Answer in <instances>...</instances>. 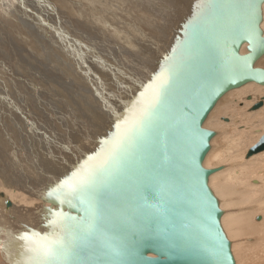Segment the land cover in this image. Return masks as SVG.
I'll return each instance as SVG.
<instances>
[{"label":"water","instance_id":"water-1","mask_svg":"<svg viewBox=\"0 0 264 264\" xmlns=\"http://www.w3.org/2000/svg\"><path fill=\"white\" fill-rule=\"evenodd\" d=\"M263 2L193 4L157 82L106 118L96 157L58 184L36 185L53 208L1 244L7 264H235L208 184L215 169L203 166L214 131L202 124L227 91L264 85L254 65L264 54ZM263 148L264 136L252 151Z\"/></svg>","mask_w":264,"mask_h":264},{"label":"bare ground","instance_id":"bare-ground-1","mask_svg":"<svg viewBox=\"0 0 264 264\" xmlns=\"http://www.w3.org/2000/svg\"><path fill=\"white\" fill-rule=\"evenodd\" d=\"M43 1H48L49 3L53 2V0H0V37L2 38L1 40L6 38L5 45H7L9 47V50L12 52L15 51L14 50L15 48L19 47V44L28 43L29 48L25 50L20 49L21 52L23 53L24 61L22 62L20 60L18 62L19 68L23 69L24 73H27L31 77L33 76L32 78L34 80L36 79L38 81V79L35 77L36 74H32L36 72L38 74L39 73L41 74L42 76V78L40 76L41 79L46 80L45 84H47V82H50L53 85L56 83L57 87L61 88L62 91H66V93L62 92L59 94H61L62 96L66 94L64 99L66 100V102L72 104L74 103L73 97H75L73 93H75L76 91L72 93V90L70 91L68 89L69 87L64 85L66 84V82L68 83L67 85H69V82L79 80L82 83L84 82L85 85L86 83H90L93 86V83L90 81L91 76L88 74V70L91 69L92 66L90 68H85L83 64L84 62L83 63L77 62L76 58L73 57L72 52H77V49L75 47L80 46L85 51L83 52V54L85 55L89 54L90 59H92L91 62L95 64L94 67L97 66L95 69L96 70L95 73L96 76L98 77L97 79H99L98 83L100 82L101 84L100 90L102 94L104 93V96H102L98 92L99 94L98 101L101 103L103 110L101 114L102 121L100 120L101 124L98 127L94 126L92 128L82 127L83 126L82 125L78 129H75L72 125H70V127L66 125L65 136L67 134L69 136L68 139H66L65 136L64 138L65 141L69 140V142L72 141L71 138H74L75 141L72 142H76L77 144L80 145L84 144L86 148L88 147V152L83 153L85 158L88 159L94 158L96 157L95 155L102 149L104 140H103V135L98 134L94 136L91 133L90 129L101 130L102 126L105 124L104 118H107L110 115H117L119 113H122L123 111H126L127 108L130 107L129 105L135 100L134 96H136L139 93V88L141 84L143 87L148 86L149 89V86L157 82L159 75L162 74L164 69L168 66L169 63L168 59L171 56V54L164 55V51H166V49H169L173 45H175L173 47L175 49V47L178 46L177 43L178 40L180 43L182 39L179 38L182 37L180 33L184 31V26H185L184 24L186 23V20H189L191 18L190 10L194 8L193 4L196 3L197 0H181L184 2V4H186V6L183 3L177 4L176 0L170 2H168L167 0H159L156 2L154 1V3H149V5H146L147 8H145V5L143 7L140 5H133L131 6L129 15L123 14L122 12L123 10H121L123 6L119 0H111L112 2H110L109 0H91V2L89 1L90 3L87 8L88 11L83 10V6L81 4L74 3L72 2V0H69L68 4L69 5L74 4L75 6V10L72 8L75 11V13L77 12L82 13L81 17L87 22H90V26L88 24L84 26V23L82 25L73 21L71 22L72 27L70 28L72 34L66 33L67 35L59 32L58 29H51L52 28L51 24L45 22L47 17L43 14L42 8L44 7L42 8L39 7V4ZM94 3H95V7H93ZM135 3L137 4V0ZM138 3H140V1ZM123 4L126 3L123 2ZM198 4L199 3H196L195 5ZM40 6L42 5L40 4ZM175 8H177L178 13H176L177 15L175 16L176 19L173 18L171 20V18L169 17L168 13L165 12V10L169 13H173L175 11L173 9ZM261 8H262L263 19L260 24V27L264 33V2ZM136 9L139 10L141 9V10L138 13ZM106 14L109 15L107 16ZM131 18L132 20H130ZM144 23L146 24V26L148 24L147 30L146 27L144 26ZM170 24L172 25V30H171L172 40L167 41L166 37L170 32H167L165 30V26ZM94 25L101 28V30L99 31L98 27L95 28ZM46 26H48V29ZM149 29L152 30V32H154L155 29H159L158 36L163 37L162 38L163 40H161L160 42L153 40L151 37L153 35H151ZM145 30L147 31V33L145 32ZM66 38L69 39L68 42L65 41ZM17 40H19L18 46H17ZM58 42L62 44L67 50H61L59 56L49 55L44 51V56L50 58V60L45 59L46 57L44 58L47 61L46 63L48 64L46 68H43L44 73L49 75L47 76L39 72L37 70L38 68H36V66L37 67H40V65L43 66L42 61H40V64H36L37 59L35 58L39 54L38 47H42V51H43L48 44L55 47L58 46L57 45ZM110 42H111L112 51L108 52L107 45ZM243 46H245L246 49V44H243L242 47ZM242 47L240 51L241 53H244L245 51H242ZM54 50L56 51V49ZM151 50H154V53H152ZM26 55H28V57H26ZM263 55H261L256 60L254 64L255 66H257L256 65L257 61L261 59ZM63 56H66L67 59H70L69 56H71V58L74 59V61L73 60L67 61V64L70 65L69 70L68 68L66 69L61 67L62 65L58 66L53 63V62L57 63L59 58H62ZM97 59L100 60V63H96ZM34 60H36L35 63ZM88 62L89 61H87V63ZM64 63L66 64V62ZM54 69H56L58 72H55ZM62 72L65 73L70 72V75H66L68 76V78L66 82H63V84L60 83L61 81L60 82L54 81L55 79L54 75L58 73L63 75ZM125 73H127L128 78H130V80L129 79L125 80L124 78V76L126 75ZM106 77L109 78L108 80H110V82L105 81L103 79ZM13 79L14 82L15 81L17 83L20 82V80L18 81V79L17 80L15 78ZM105 82L107 83V86ZM47 85L49 87L54 88L53 85L52 86L49 84ZM110 85L113 89L111 88L109 89ZM22 92L24 93L26 92V90H23ZM52 92L47 91L48 94L54 96V93ZM226 93L227 95H225ZM226 93L223 94L225 95L224 97H222L223 96L222 95L221 96L222 98L220 97L221 99L219 98L216 101L215 105L213 106L211 111L208 113L206 119L204 120L202 126L204 128L214 131L213 137L217 135L215 132V128L227 129L231 126H234V129L232 133H228V134H227L228 131L223 129L221 130V133L219 135L223 136L224 142L227 143V148L226 150L218 151V154H216L213 157L214 158L213 161L218 163L216 165H212L211 162L210 163L208 162L209 160L208 157L210 156V152H212V148H213V143H212L213 141L211 140L209 141L210 148L203 159V166L207 169H215V171L212 172L208 177V184L219 201V206L222 210L221 225L228 239L231 242V251L235 259V264H242L243 260L246 259V253L252 250H255L254 254L256 255L257 259L264 260V148L257 152L252 151V148L253 147L255 148V146H257L258 142H260L262 137L264 136V132L262 131L263 129L261 130L259 128L260 124L262 123L261 121L262 119H255L258 117V115H260V113L264 114V85L257 84L255 82H247L237 88H233L227 91ZM85 97L84 99H86ZM24 98L25 101L31 102L30 106L32 108L36 110L41 109L42 112H44V114L41 113L43 116H46L47 118L51 117L53 120L59 119L58 121L60 122L62 121L63 118L61 116L63 115V113L61 115H58L59 105H57L52 99L48 101L49 108L45 107L46 108L45 109L43 107V104H41L43 102L42 100H41L42 102H39L33 97H29L27 93ZM228 98H234L237 102L241 101L243 107L248 108L247 115L242 117L243 112L238 113V111H236V113L234 114L235 109L232 110L229 109L231 105L229 104ZM57 99L58 98H56V100ZM89 99L91 100V98ZM89 99L87 98V100ZM79 102L82 103V100ZM69 103H65L64 105L71 106V104ZM257 104H259V106L254 108V106ZM0 106H1L0 108L3 109V112L5 113V110L3 108L4 106L2 105L1 102H0ZM53 106L56 107L52 108ZM70 110H71L70 116H74L72 111L73 109L71 107ZM219 113L225 115V116L223 115L221 116L223 119H226L227 121L224 120L223 123L221 122V120L215 119L216 117L215 115ZM55 114L59 116L58 119L56 118V116H54ZM96 118L97 117H95L94 119ZM58 125H61V123H58L57 126ZM8 140H6V142L3 140V142L5 143L0 148V162L3 161L5 162L4 164L2 163V165H0V170L6 173V171L7 172L9 171V169L11 170L13 167H16L18 171L22 170L21 174L25 175L22 166L23 164L24 166H26L29 163H32L30 164L29 171H31L30 168H33L32 171L36 170V167L33 164L35 162V159L32 158L35 157V155H33L32 151L30 153H27L25 150H23L21 146H18V148L21 147V149L18 151L16 149L17 147L15 148L13 144V140L11 141V143H8L9 142ZM237 148L243 149L242 154H244L245 157L244 161L239 166L236 165L237 163L236 164L234 163L233 160H235V157L232 155L233 151H235L234 149ZM229 149H231L230 152ZM45 153L51 157V160L48 161V163H45V166L48 167V170L46 168L39 167L43 171L42 173H39L41 177H44L46 174H49L47 178L58 184V181L55 180L56 179L55 175L57 173H60L62 175V173L64 174V172H66L64 174L65 176L68 173L70 174V176H72L73 173L77 171V167L79 166V164L76 165L75 170L68 169L66 167H61V169H59V167L55 165V162L58 161L59 159H62V157L60 156L57 159V153L50 149L45 151ZM52 153L55 154L56 157H54ZM226 162L227 165H224L226 164ZM1 171L0 174H5ZM69 174L67 178L70 177ZM0 177H2V179L0 180H2L3 183L6 184V186L10 185L5 180L6 178H4L2 175H0ZM249 180L250 183H248ZM215 182L216 183L218 182V184L216 185ZM20 183L24 185L26 188L31 189L30 191L36 192V190H39L37 189L36 185L37 184L42 185L45 182L41 183V182L33 181V178H30L29 182L21 180ZM0 189H1V182H0ZM2 194L3 197H0V264H7L6 258L9 249L4 248L6 246L1 244L2 243L9 244L11 240L13 241V239H15V236L20 239L26 236L30 232L29 228L34 227L37 221L36 219H34V216L40 213H44V209L53 208V206L50 205L49 202L42 200V197L44 195H42L41 193H36L35 201L37 202V204H33L34 208L31 209L30 205L28 207L21 208L22 204L23 206L26 205L25 200L30 199V197L28 195L27 197H24L23 193H18L17 195L19 198L18 200H15L14 199L15 195L11 194L10 196L11 200L8 199L11 202V206L7 208L4 204V200L7 198L4 197V193ZM237 206L242 207V209L244 210L245 209L247 210L248 213H246V215H248V218L245 221H243L242 216L240 217V219H238L239 216H233V210ZM19 214H24L27 215L28 218H31L32 226L30 224L29 227L28 226L25 227V225L21 226L20 225L21 223L18 222L16 218V216H18ZM260 215H262V217ZM253 219L260 221L256 222L253 221ZM229 225H230L229 228L230 230H228L227 232L226 230ZM23 229H25L26 232H23L22 231ZM250 237H254V241L253 243H251V245L240 243V241H242L243 238L247 239ZM237 239L238 240L241 239V240L238 241ZM1 249H3L2 250L3 252L1 251ZM233 250L236 251L235 255Z\"/></svg>","mask_w":264,"mask_h":264},{"label":"rangeland","instance_id":"rangeland-1","mask_svg":"<svg viewBox=\"0 0 264 264\" xmlns=\"http://www.w3.org/2000/svg\"><path fill=\"white\" fill-rule=\"evenodd\" d=\"M89 1L91 2V0H88V1L87 0H72V2H74V3L81 4L83 6V10H86V11H88L87 8H88L89 3H90ZM109 1L112 2L111 0H109ZM119 1L122 3V6H123L121 8V10H123L122 11L123 14H125V15L128 14L129 15L131 6L140 5V6L143 7L145 5V8H147L146 5H149V3H154V1L156 2V1H159V0H149V1L148 0H137V4L135 3L136 0H131V1L130 0L129 1L128 0H124V1L123 0H119ZM139 1H140V3H138ZM167 1L170 2V1H173V0H167ZM176 1H177V4H180V3L184 4V2L181 1V0H176ZM123 2H125L127 5L123 4ZM132 2H133V4H132ZM48 3H49L48 1H43V2L40 3L42 6H40V4H39V7H41V8L44 7V8H42L43 9V14L47 17L45 22L51 24V26H52L51 29H58L59 32H61L63 34H66V33L67 34H72L70 28L72 27V23L71 22H73V21L76 22V23L82 24V25L84 23V26H86L87 24L90 26V22H87L86 20H84L81 17L82 13H78V12L75 13V11H74L75 10V6H74L73 3H72L73 5H69L68 4L69 0H64V2H63V0H59V1L58 0H53L52 3H49V4ZM85 4H86V6H85ZM184 5L186 6V4H184ZM128 6H130V7H128ZM55 7H58V8H55ZM93 7H95V3L93 4ZM202 7H203V3H201V8ZM125 9H127V10H125ZM124 10H125V12H124ZM138 10L139 9H136V11L139 13L141 9L139 11ZM173 10H175L174 11L175 13L173 12L175 15L173 13H169V12H167L165 10V12L168 13L169 17L171 18V20L173 18H175V16L177 15L176 13H178L177 8H175ZM67 14H68V16H67ZM135 14H137V13H135ZM106 15L108 16L109 14H106ZM133 17H134V15H133ZM80 20H82V21H80ZM130 20H132V18ZM143 21H145V20H143ZM177 21H179V20H177ZM94 26H95V28L98 27L96 25H94ZM144 26L146 27V30H147L148 24L146 26V24L144 23ZM46 27L48 29V26H46ZM98 30L100 31L101 28L98 27ZM146 30H145V32L147 33ZM165 30L167 32H170L167 35L166 40L167 41L168 40H172L171 39L172 25L171 24L170 25H166L165 26ZM155 31L152 32V30H150L151 35H153L151 37H152L153 40L160 42L161 40H163L162 39L163 37L158 36L159 29H155ZM180 35H182V37H183L185 35V32L182 31L180 33ZM180 35H178V36H180ZM182 37H179V38H182ZM1 39L2 38L0 37V44H1V46H0V102L4 106L3 108L5 110V113L3 112V109L0 108V130H1L0 131V133H1L0 134V148H1L2 145H4L6 140L9 139L8 143H11V141L13 140V144H14L15 148L17 147L16 149L18 151L21 149V147L27 153H30L32 151L33 155H35V157H32V158L35 159V162L33 164L35 165L36 170L32 171L33 168H30L32 172L29 171L30 164H32V163H29L28 164L29 166L28 165L24 166V164H23V166H22L23 168L22 169H23V172H25V175L21 174L22 170L18 171V169L16 167H13L11 170L9 169V171L8 172L6 171V173L4 171L0 170L1 172L5 173V174H0V175H2L4 178H6L5 180L7 181L8 184H10L9 186H6V184L3 183L2 180H0V182H1L0 192L4 193V197L9 199V200H11V197H10L11 194L15 195L14 196L15 200L19 199L18 196H17L18 193H23L24 197H27V195H28L30 197V199L25 200L26 201V205L23 206V204H22L21 208H23V207L25 208V207H28L30 205V208L32 209V208H34L33 204H37V202L35 201V199H36L35 194L36 193H41L42 195H45V191H43V190L42 191L41 190H36V192L30 191L31 189L26 188L24 185H22L20 183L21 180L29 182L30 178H33V181H37V182H41V183H43L45 181H48L47 183L53 182V181H51V180H49L47 178L49 176V174H46L44 177H41L39 175V173L43 172L39 167L46 168L48 170V167L45 166V163H48V161L51 160V157L45 153V151H47L48 149H50L52 151H55L57 153V159L60 156L62 157V159H59L58 161L55 162V165L57 167H59V169H61V167H66L68 169L75 170V167H76L77 164L80 165L82 162H84L83 158H85V156H84L83 153L88 152V147L86 148V146H84V144L80 145V144H77L76 142H72V141H75L74 138H71L72 139L71 142H69V140L65 141L64 136H65V133H66V131H65L66 130V125L68 127H70V125H72L75 129H78L82 125H83L82 127H87V128H89V127L92 128L94 126L98 127L101 124V121H102L101 120L102 119L101 114H102V111H103L101 103L98 101L99 100L98 92L102 96H104V93L102 94V92L100 90L101 84H100V82L98 83L99 79H97L98 77L96 76V73H95L96 72L95 69H96L97 66L94 67L95 64L91 62L92 59H90L89 54H86V55L83 54V52H85V51L83 50L82 47H80V46H76L75 47L77 49L78 53L77 52H72L73 53V57H75L76 61L79 62V63H83L84 62L83 64H84L85 68H90L92 66V68L88 70V74L91 76L90 81L93 83V86L90 83H86V85H85L84 82L82 83L79 80L73 81V82L71 81V82H69V85H67L68 83L66 82V80H67L68 76H66V75H70V72L69 73L62 72L63 75L60 74L61 73L60 72V73L54 75V78H55L54 81H58V82L61 81L60 83H62V84H63V82H66V84H64V85L68 86L69 87L68 89L70 91L72 90V93L74 91H76L75 92L76 94L73 93V95H75V97H73L74 103L72 104V103L66 102V100L64 99L66 94H64V96L59 94V93H62V92L66 93V91H62L61 88L56 86L57 85L56 83L53 85L50 82H47V84H49L51 86L52 85L54 86V88L49 87L47 84H45L46 80L45 79H41L42 76H41L40 73L39 74L36 73V72L32 73V74H36L35 77L38 79V81H37L36 79L34 80L32 78L33 76L31 77L27 73H24L23 69L19 68L18 62L20 60L22 62L24 61L23 53L21 52V50H23V49L25 50V49L29 48V46H28L29 44L28 43L19 44V47L15 48L14 49L15 51L12 52V51L9 50V47L7 45H5L6 44V41H5L6 38L3 39V40H1ZM13 40H12V43H13ZM18 41L19 40H17V46H18ZM65 41L68 42L69 39L66 38ZM177 43L179 44V40L177 41ZM57 45L58 46L53 47L50 44H48L44 48L43 51H42V47H38L39 54L35 58V59H37V61L34 60V63L36 61V64H40V61H42L43 66L40 65V67H37L35 65L36 68H38L37 70L39 72L45 74L43 68H46L48 66V64L46 63L47 61L45 59H49L50 60L49 57L44 56V51L46 53H48L49 55L59 56L60 53H61V50H67L59 42L57 43ZM107 46L106 47H107L108 52L109 51L111 52L112 51L111 42ZM174 46L175 45L171 46L169 49H166L167 52L164 51V55L165 54H172L171 52L174 50V48H173ZM110 47H111V49H110ZM54 49H56V51ZM151 51H152V53H154V50H151ZM155 51H156V49H155ZM242 51H246L245 46L242 47ZM152 56H154V55H152ZM26 57H28V55H26ZM154 57H156V56H154ZM69 58L70 59H67L66 56H63L62 58H59L57 63H55L53 61L52 62L54 64L58 65V66L62 65L61 67L66 68V69L68 68V70H69V68H70L69 66L70 65L67 64V61H69V60H73L74 61V59L71 58V56H69ZM87 61H89V62L87 63ZM64 62H66V64ZM96 63H100V60L97 59ZM256 65L259 66V67H263L264 68V55H263V57L261 59H259L257 61ZM109 67H111V66H109ZM54 70H55V72H58L56 69H54ZM12 73H13L14 76L12 75ZM125 74H124L126 76V77L124 76L125 80H128V79L130 80V78H128L127 73H125ZM45 75H47V74H45ZM19 76H20V78H19ZM40 76H41V78H40ZM47 76H49V75H47ZM13 78H15L16 80L18 79V81L20 80V82L19 83H17L16 81L14 82ZM103 79L105 81H109L110 82V80H108L109 79L108 77L103 78ZM36 82H38V83H36ZM16 85H18V86H16ZM106 86H107V83H106ZM110 88L113 89L111 87V85L109 86V89ZM79 89H81L82 91L79 90ZM23 90H26V92L23 93L22 92ZM59 90H61V91H59ZM47 91H49V92L54 91V92H52V93H54V96L48 94ZM26 93H27V95L29 97H33L34 99H36L39 102L43 101L41 104H43L44 108L45 107L49 108L48 101L50 99H52L57 105H59L58 106V109H59V111H58L59 114L58 115H61L63 113V115L61 116L63 118L62 121L61 122L58 121L59 120L58 119L59 116L57 114H55L54 116H56V118L58 120H53L51 117L47 118L46 116H43L41 113L44 114V112H42L41 109L40 110H36V109L32 108L30 106L31 102L25 101L24 97H25ZM80 93H81V96H80ZM76 95H79V96H76ZM225 95H227V93ZM225 95H223L222 97H224ZM84 97L86 99H84ZM56 98H58L57 99L58 102H57ZM87 98L88 99L91 98V100L90 99L87 100ZM44 100H45V102H44ZM81 100H82V103L79 102ZM228 101H229V104L231 105L229 109H231V110L235 109L234 114L236 113V111H238V113H242L243 112L242 117L247 115L248 108L247 107H243L241 101L237 102L234 98H228ZM65 103H69V104H71V106H65L64 105ZM83 103H84V105H83ZM37 104H38V102H37ZM27 105H29V106H27ZM54 107H56V106H53L52 108H54ZM70 107L73 109L72 111H73L74 116H70V112H71ZM68 110H70V111H68ZM221 115H223V114L219 113V114L215 115L216 116L215 119H219V120H221V122H223L226 119H223ZM223 116H225V115H223ZM70 117H71V119H70ZM95 117H97L98 119L97 118L94 119ZM258 117L255 118V119H262L261 120L262 123L260 124L259 128L261 130L263 129L262 131L264 132V114L260 113V115H258ZM89 118H91V119H89ZM50 120H51V122H50ZM104 120H106V118H104ZM246 121H247V119H246ZM58 123H61V125L57 126ZM222 129L223 128H215V132H216L217 135H215L213 138H211V141H213L212 142L213 143V148H212V152H210V156L208 157V159H209L208 162L209 163L211 162L212 165L218 164L215 161H213L214 160L213 157L216 154H218V151L226 150V148H227V143L224 142L223 136L219 135L221 133ZM233 129H234V126H231V127L227 128V129H223V130L228 131L227 132V134H228V133H232ZM90 131H91V133L94 136L98 135V134L99 135H103L101 133V130H98V129L97 130L90 129ZM263 132H262V134H263ZM68 136H69L68 134L65 136L66 139H68ZM219 136H220V138H219ZM3 140L5 142H3ZM14 141H15V143H14ZM48 143H50V144H48ZM18 146H21V147L18 148ZM237 149H234L235 151H233L232 155L235 157V160H233L234 163L235 164L237 163L236 165L239 166L244 161L245 157H244V154H242L243 153V149H238V151H237ZM230 151H231V149H229V152ZM52 155L54 157H56L55 154L52 153ZM2 163L4 164L5 162L4 161L0 162V165H2ZM223 163H225V162H223ZM224 165H227V162ZM65 173L66 172H64V174ZM64 174L62 173V175H61L60 173H57L55 175V177H56L55 180L59 182L61 179H68L67 176H68L69 173L66 176ZM69 176H70V174H69ZM0 179H2V177H0ZM248 183H250V180L248 181ZM215 184L217 185L218 182L217 183L215 182ZM0 197H2V196H0ZM22 210H25V209H22ZM44 211H49V209L48 210L44 209ZM246 213H248L246 209L244 210V209H242V207H238V206L235 207L234 210H233V216H239L238 219H240V217L242 216L243 221H245L248 218V215H246ZM44 214H46V213L37 214V215L34 216V219L38 220ZM256 216H258V215H256ZM260 216L262 217V215H260ZM16 218H17L18 222L25 223L29 227V223H26V222L27 221L31 222V218H28L27 215L19 214L18 216H16ZM253 221L258 222L260 220H256V219L254 220L253 219ZM229 228H230V225L227 227V230H226L227 232H228V230H230ZM18 229H19V227H18ZM22 231L26 232L25 229H23ZM244 238L242 239V241H240V243L251 245V243H253V241H254V237H250V238H247V239H244ZM239 240H241V239H239ZM254 251L255 250H252V251L248 252L249 254L246 253V259L243 260L242 264H264V260L256 258V255L254 254ZM233 252H234V255H235L236 251L233 250ZM6 259L8 261V258H6Z\"/></svg>","mask_w":264,"mask_h":264}]
</instances>
